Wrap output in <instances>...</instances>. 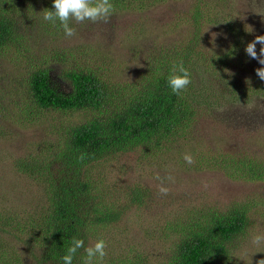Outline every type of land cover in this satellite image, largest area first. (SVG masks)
I'll return each instance as SVG.
<instances>
[{"label":"rangeland","instance_id":"1","mask_svg":"<svg viewBox=\"0 0 264 264\" xmlns=\"http://www.w3.org/2000/svg\"><path fill=\"white\" fill-rule=\"evenodd\" d=\"M194 3L161 0L147 3L142 9L114 11L106 23L71 24L76 29L71 38L65 37L63 29L52 35L33 27L29 43L36 53L54 44L76 47L75 56L89 65L101 66L104 77L115 83L134 82L151 53L188 41ZM205 13L208 16L203 21L199 52L194 59L198 65L193 68L192 91L209 85L211 92L206 95L211 104H200L196 111L190 147H165L149 157L136 149L98 161L91 168L94 180L101 179L96 188L104 202L121 213L103 228L91 227L87 246L103 239L106 252L111 249L114 256L135 258L138 254L140 264H165L172 242L180 234L179 227L174 226L187 220L193 209L225 210L243 202L248 208V223L245 233L236 239L231 264H258L264 259V243L256 246L251 242L254 235H264V181L228 176L213 168L209 156L218 151L220 158L240 153L264 160V98L260 90L253 91L263 82L255 72L262 65L244 50L256 35H264V0H206ZM38 15L42 18L41 13ZM248 27L253 30L246 31ZM260 47L257 44L258 53ZM230 48L238 51L224 68L211 66L215 55H223ZM17 56L12 48L0 53V88L6 94L2 101L5 116L0 118V211L28 218L38 217L42 210L44 187L17 171L15 159L27 153L49 159L63 147L69 128L85 115L76 110L44 109L28 117L18 106L22 94L13 93L22 90L19 81L28 74ZM194 149L195 154L191 152ZM186 153L191 154L194 164L200 166L198 155L207 162L200 169L194 164L187 167ZM157 175L168 188L167 195L159 193L161 180L156 179ZM168 176L173 180L166 179ZM135 185L149 193L143 204L131 200L130 189ZM6 238L15 247L22 246L17 239Z\"/></svg>","mask_w":264,"mask_h":264},{"label":"trees","instance_id":"2","mask_svg":"<svg viewBox=\"0 0 264 264\" xmlns=\"http://www.w3.org/2000/svg\"><path fill=\"white\" fill-rule=\"evenodd\" d=\"M148 1L111 0L115 11L142 9L147 3L152 5L161 0ZM194 1L188 41L151 53L138 79L121 84L104 77L99 70L101 66L77 58L73 53L76 47L54 44L37 53L33 51L30 29L40 27L52 35L62 31L58 20L53 24L42 19L45 11L54 10L53 0H0V53L12 48L28 73L19 81L22 90L13 92L22 94L18 106L28 117L44 109L76 110L85 115L69 128L63 147L49 159L35 158L31 153L15 159L17 171L43 185L45 204L38 217L0 211V264H62L61 257L73 237L83 239L86 248L91 227L103 228L120 217L121 211L111 209L96 188L101 179L94 180L91 168L98 161L136 149L149 157L153 153L158 155L165 147L184 150L190 145L199 105L211 104L206 95L211 92L209 85L203 84L196 92L192 91L193 68L198 65L194 59L199 52L203 21L208 16L206 0ZM71 24L76 22L70 21ZM236 50L230 48L223 55H215L210 60L211 66L224 68ZM181 61L191 73V83L177 95L167 81L173 67ZM259 88L253 91L260 90L264 98V81ZM3 89L0 88L1 115L6 95ZM4 116L5 111L0 118ZM28 117L25 119L29 120ZM191 152L195 154V149ZM209 156L213 168L228 176L264 181V160L240 153L220 158L218 151ZM198 157L200 166L193 163V167L200 169L207 160ZM129 194L132 202L138 204L150 197L145 188L136 185ZM195 210L187 220L174 226L179 227L180 234L172 242L165 264H231L236 239L246 231L247 204L235 203L225 210ZM5 236L17 239L22 246L15 247ZM111 252L109 249L103 261L97 259L93 264L141 262L138 254L129 258ZM85 260L86 252L81 248L73 264H85Z\"/></svg>","mask_w":264,"mask_h":264},{"label":"clouds","instance_id":"3","mask_svg":"<svg viewBox=\"0 0 264 264\" xmlns=\"http://www.w3.org/2000/svg\"><path fill=\"white\" fill-rule=\"evenodd\" d=\"M53 9L44 12L43 19L53 24L58 20L60 27L63 29L66 38H71L76 35V29L70 26V21L77 23H83L85 21H91L93 23L98 21L108 22L111 15L115 11V6L111 0H53ZM251 27L246 28V31L251 32ZM257 44H260L259 53L257 52ZM245 52L251 59L258 61L262 67L255 69L256 75L264 81V35H256L254 40L247 43ZM168 86L174 94L179 95L184 91L191 83V73L186 69L181 61L178 65H175L172 70V74L168 77ZM83 155L80 157L82 160ZM184 160L188 164L195 163L191 154H185ZM157 180H161V177L157 175ZM166 179L173 180L172 176H168ZM168 188L163 186L161 180V186L159 187V193L167 195ZM253 245L259 246L264 243V235L256 234L251 240ZM107 244L105 240L99 239L94 244L85 248V242L83 239L73 237L71 245L67 248L66 253L61 257L62 264H73V259L79 249L84 248L86 252L85 264H93L94 260L103 261L107 255ZM258 264H264V259H261Z\"/></svg>","mask_w":264,"mask_h":264}]
</instances>
